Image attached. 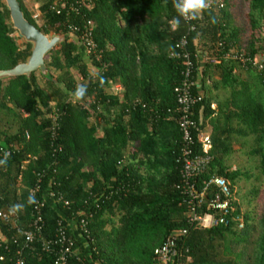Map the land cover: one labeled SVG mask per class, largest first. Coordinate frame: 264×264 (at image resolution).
Segmentation results:
<instances>
[{
  "label": "trees",
  "instance_id": "1",
  "mask_svg": "<svg viewBox=\"0 0 264 264\" xmlns=\"http://www.w3.org/2000/svg\"><path fill=\"white\" fill-rule=\"evenodd\" d=\"M18 1L37 29L66 40L45 57L49 78L37 71L29 78L0 81V144L18 145L6 167L0 166V210L26 205L38 184L40 195L50 187L62 194L68 206L46 197L44 235L55 234L61 216L66 222L80 216L88 222V233L79 225L77 232L69 227L82 260L72 258L68 264H153L155 249L178 230H187L179 245L188 251V264H264V84L259 73L225 58L231 47L264 53V0H243L247 18L241 26L230 19L235 0H224L223 9L210 5L193 22V31L183 18L174 26V0H89L90 5L83 1L80 14L69 16L51 9L59 0ZM86 20L104 50L101 62L67 27ZM184 36L192 54L219 60H194L199 74L193 92L204 97L192 117L206 134L202 116L210 118L211 104L218 103L217 116L211 119L210 161L195 181L199 187L214 176L228 179L234 204L243 211V229L235 223L202 229L187 218L185 181L177 163L182 132L172 119L186 61L170 57ZM31 52L32 45L14 30L6 3L0 0V70L13 69ZM116 84L122 85V92H114ZM78 85L87 87L79 101L73 97ZM228 88L233 91L230 106L219 92L213 93ZM56 113L59 130L53 138ZM194 148L205 155L197 139ZM238 152L255 161L257 172L232 167ZM243 178L256 183L240 203L236 187ZM33 207L16 213L14 225L0 218L1 236L10 247L9 253L0 251L7 255L0 264H11L9 258L22 250L18 229L33 227ZM22 256L25 264H51L55 259L37 241L24 248Z\"/></svg>",
  "mask_w": 264,
  "mask_h": 264
},
{
  "label": "built area",
  "instance_id": "2",
  "mask_svg": "<svg viewBox=\"0 0 264 264\" xmlns=\"http://www.w3.org/2000/svg\"><path fill=\"white\" fill-rule=\"evenodd\" d=\"M59 1V3L52 5L51 9L55 11L57 15L66 14L67 16L72 12L80 14V9L82 5H84L83 1L87 3V5H90L91 2L89 0H81V2L78 0L74 4L68 0ZM209 3L210 5L217 4L220 9L225 7L224 0H209ZM67 5L69 6L66 7ZM65 7L67 10L63 13ZM38 16L39 13L36 14L35 18ZM195 19H184L186 23L190 24L191 31L195 29V25L193 24ZM67 27L71 33L78 35V39L84 50L89 53L94 60L101 62L104 50L95 42L92 22L90 20L82 21L81 23L70 22ZM188 42L186 36L182 37L170 54L172 58L184 59L186 61V66L182 71V82L175 89L178 108L176 111L177 115L172 119L176 121L182 132V147L177 158V163L181 165V174L185 181L184 193L186 199L184 203L188 209L187 218L189 223L202 229H211L218 226L227 227L232 223H235L238 229H243L245 225L243 211L237 210L234 204V192L232 191L230 181L222 176H214L208 181L203 182V184H200L199 187L198 183L195 181V177L204 171L210 161V157L207 153L211 148V139L209 134H206L198 122L192 117L193 109L197 104L202 102L204 97L203 93L200 91L197 94L193 92L194 87L198 84L197 71L199 70L194 60L199 62L210 61L212 63L218 62L219 60L216 57H210L206 53L201 54L195 52L192 54L188 49ZM219 45L222 47L221 42ZM225 58L237 61L241 67L259 73L264 84V53L252 55L236 47H231V50L225 53ZM82 80L83 76H78V81ZM122 89L123 87L121 84H116L114 92L120 93ZM52 116L55 121V126L53 127L55 133L53 134V138H56L58 135L57 131L59 130L57 120L60 118V114L56 113ZM195 137L199 143H201L205 155L195 152ZM17 149L18 145L11 144L3 146L0 144V156L4 157L5 153H8V156H10ZM41 189V185L39 184L31 189V193L35 195L38 202L33 207L36 214L33 227L18 229L19 234L23 238L24 246L22 250L18 249L15 252V256L9 258L8 261L11 264H25V260L22 256L23 249L35 241L41 244L44 251L55 254V259L51 264H68L72 258L81 261L82 258L79 256V251L75 245V239L70 237L69 227H75L74 231L77 232L76 226L79 225L78 227L80 230L88 233L87 219L80 216L75 221L66 222V218L61 216L57 221L55 234L52 237H46L44 235V208L46 205V197L53 199L57 204L63 203L65 206L69 205V201L65 200L62 194L57 193V191L51 189V187L40 195L39 192ZM15 217L16 213L13 214L9 211L0 210V218L6 223L13 224V219ZM186 235L187 230H178L169 236L162 245L155 249L153 264H188L191 259L187 254L188 251H184L179 245L180 238ZM76 238H80L79 235H77ZM84 240L85 238L82 240V243L85 244V255L89 256V247L86 246L87 239L85 242ZM15 242H17L16 239ZM1 250L8 253L10 252L9 244L6 243L3 236H0V251ZM6 256V254L0 253V263L7 261Z\"/></svg>",
  "mask_w": 264,
  "mask_h": 264
},
{
  "label": "water",
  "instance_id": "3",
  "mask_svg": "<svg viewBox=\"0 0 264 264\" xmlns=\"http://www.w3.org/2000/svg\"><path fill=\"white\" fill-rule=\"evenodd\" d=\"M4 1L10 12L14 30L17 31L24 42L32 45V52L25 62L18 64L13 69L0 70V81L15 76H26L29 78L33 72L37 71L44 77L49 78L50 71L46 65L45 57L57 44L64 42L66 37L45 35L25 18L18 0Z\"/></svg>",
  "mask_w": 264,
  "mask_h": 264
},
{
  "label": "clouds",
  "instance_id": "4",
  "mask_svg": "<svg viewBox=\"0 0 264 264\" xmlns=\"http://www.w3.org/2000/svg\"><path fill=\"white\" fill-rule=\"evenodd\" d=\"M178 16L173 19L174 26L178 27L180 24V18L184 19H195L199 16V14L206 9L210 8L209 0H174L173 4ZM212 22L215 23V18L212 19ZM103 81H101V84ZM87 93L86 85H78L73 92V97L77 101L82 100ZM8 162V153L4 154V157L0 159V166L7 165ZM37 199L33 193H29L27 197L26 205L24 203H16L13 204L9 212L10 213H18L23 211L26 206H31L37 204Z\"/></svg>",
  "mask_w": 264,
  "mask_h": 264
},
{
  "label": "rangeland",
  "instance_id": "5",
  "mask_svg": "<svg viewBox=\"0 0 264 264\" xmlns=\"http://www.w3.org/2000/svg\"><path fill=\"white\" fill-rule=\"evenodd\" d=\"M236 2H238L242 6L239 8V11H238V13L240 14L239 17L243 16L242 17L243 20L240 21V19H239V21H240L239 26H241V25L246 23V18H247L246 17V10H247L246 8L247 7H246L245 2L243 0H236ZM241 22L242 23L244 22V23L242 24ZM235 148L237 150V149H239V146L236 145ZM230 164L232 165V167L234 169H236L239 166H242L248 170H252V172H254V173L257 172V170H255V168L253 166L255 164V161H253L247 155L240 154L239 152L235 154V157L233 158V160L231 161ZM253 183H256V180L254 178H252V179L243 178L239 183V187H236V189H237L236 197L239 199L240 203L243 202L245 195L248 194L247 192L251 189V186L253 185ZM257 183H259V182H257Z\"/></svg>",
  "mask_w": 264,
  "mask_h": 264
},
{
  "label": "crops",
  "instance_id": "6",
  "mask_svg": "<svg viewBox=\"0 0 264 264\" xmlns=\"http://www.w3.org/2000/svg\"><path fill=\"white\" fill-rule=\"evenodd\" d=\"M240 7H242L238 2H236V0H235V6L231 9V16H230V19H232V21L234 22V23H236L237 25H239V22L241 21V20H243V16H241V17H239V13H238V11H239V8ZM238 9V10H237ZM242 18V19H241ZM239 19H240V21H239ZM242 23V22H241ZM244 23V22H243ZM242 23V24H243ZM214 88V87H213ZM219 92V94H221V100L223 101V102H225V103H227V105H229L230 106V104H231V102L233 101V91H232V89H230V88H228L227 90H222V91H218V90H216V89H213V93H218ZM218 103L216 102H213L212 104H211V109L213 110V114L211 115V117L209 118V117H205V116H202V125H203V128L206 130V131H209V132H207L210 136H211V134H212V128H213V126H212V123H211V119H212V117H215V116H217V112H218ZM228 108V107H227ZM0 236H1V232H0Z\"/></svg>",
  "mask_w": 264,
  "mask_h": 264
}]
</instances>
